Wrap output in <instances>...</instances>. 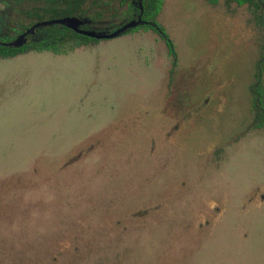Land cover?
Returning <instances> with one entry per match:
<instances>
[{
  "label": "rangeland",
  "instance_id": "1",
  "mask_svg": "<svg viewBox=\"0 0 264 264\" xmlns=\"http://www.w3.org/2000/svg\"><path fill=\"white\" fill-rule=\"evenodd\" d=\"M157 22L0 58V264H264V11Z\"/></svg>",
  "mask_w": 264,
  "mask_h": 264
},
{
  "label": "flooded vegetation",
  "instance_id": "2",
  "mask_svg": "<svg viewBox=\"0 0 264 264\" xmlns=\"http://www.w3.org/2000/svg\"><path fill=\"white\" fill-rule=\"evenodd\" d=\"M125 8L126 10H124ZM119 9L121 12L124 11L128 20L119 21L123 17L121 16L123 14L118 15ZM67 17L79 19L81 22L78 25L79 30L93 32L97 35H109L129 22L139 21L140 18V24L136 28L127 30L122 34L135 32L142 27H147L152 22L144 16L143 0H0V43H8L2 41L4 37H12L15 40L27 33L25 35L26 43L15 50L24 52L32 49L36 52H54L42 49L46 44L55 43L50 41V38L54 36L63 35L59 44L67 46V48L76 46L75 49L88 46L90 40H100L60 24L39 26L32 33H28L38 23ZM34 45L37 47H33ZM259 99L260 97L255 92L254 102L256 103ZM255 103L256 116L254 122L257 121V116L260 114L264 116V112L260 109L261 103L258 102L257 105Z\"/></svg>",
  "mask_w": 264,
  "mask_h": 264
},
{
  "label": "trees",
  "instance_id": "3",
  "mask_svg": "<svg viewBox=\"0 0 264 264\" xmlns=\"http://www.w3.org/2000/svg\"><path fill=\"white\" fill-rule=\"evenodd\" d=\"M143 1H144V16L146 19L152 21L147 26V28L149 30H153L156 33H158V35L165 41V43L169 49L170 55L175 56L173 43L171 42V40H170L168 34L166 33L165 29L157 22V17L162 10L164 0H143ZM206 1L213 4V5H216V4H218V2L220 0H206ZM224 1L227 5H230L232 3H235L239 6L248 5L250 7H255L258 10L264 11V0H224ZM61 39H63V35H58V36H54V37L50 38V41H53L55 43L50 44V45L46 44L42 47V49H47V50L55 51L57 53H62V52H64V50L68 51V50H72V49L74 50L76 48V46L72 47V48H67V46L60 45L59 42ZM46 43H47V41H46ZM33 47H37V46L34 45ZM17 52H19V51L6 48L0 44V58L12 56L13 54H15ZM257 91L258 92L256 94H257V96L260 97L262 95L261 89L260 90L257 89Z\"/></svg>",
  "mask_w": 264,
  "mask_h": 264
},
{
  "label": "water",
  "instance_id": "4",
  "mask_svg": "<svg viewBox=\"0 0 264 264\" xmlns=\"http://www.w3.org/2000/svg\"><path fill=\"white\" fill-rule=\"evenodd\" d=\"M140 20H141V18H140ZM140 20L136 21V22H129V23L125 24L122 28H120L119 30H117L114 33H111L109 35H103V34L97 35V34H95L93 32L79 30L78 29V25H80V23H81L79 21V19H77L76 17H67V18L57 19V20H53V21H49V22L38 23V24L34 25L28 31V33H32L35 30V28H37L39 26L60 24V25H63L65 27H67V28L73 29V30H75V31H77V32H79V33H81L83 35H86L88 37L97 38V39H110V38H114V37L119 36L120 34H122L123 32H125L127 30L136 28L140 24ZM25 35L19 36L18 38H16L12 42L0 43V44L3 45L6 48H9V49L21 48L26 43Z\"/></svg>",
  "mask_w": 264,
  "mask_h": 264
}]
</instances>
